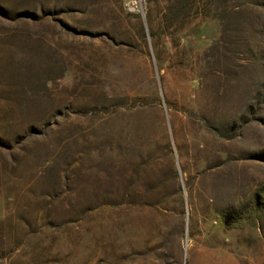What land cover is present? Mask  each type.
Segmentation results:
<instances>
[{
    "label": "rangeland",
    "instance_id": "obj_1",
    "mask_svg": "<svg viewBox=\"0 0 264 264\" xmlns=\"http://www.w3.org/2000/svg\"><path fill=\"white\" fill-rule=\"evenodd\" d=\"M0 264H264V0H0Z\"/></svg>",
    "mask_w": 264,
    "mask_h": 264
}]
</instances>
